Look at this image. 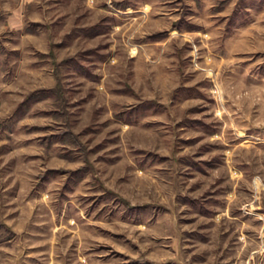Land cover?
<instances>
[{
  "label": "rangeland",
  "instance_id": "obj_1",
  "mask_svg": "<svg viewBox=\"0 0 264 264\" xmlns=\"http://www.w3.org/2000/svg\"><path fill=\"white\" fill-rule=\"evenodd\" d=\"M0 264H264V0H0Z\"/></svg>",
  "mask_w": 264,
  "mask_h": 264
}]
</instances>
